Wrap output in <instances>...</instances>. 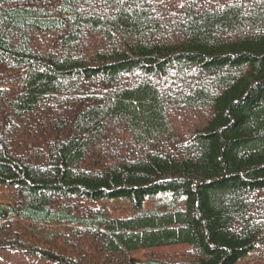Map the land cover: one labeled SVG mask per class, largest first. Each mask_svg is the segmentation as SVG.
<instances>
[{
    "label": "trees",
    "instance_id": "1",
    "mask_svg": "<svg viewBox=\"0 0 264 264\" xmlns=\"http://www.w3.org/2000/svg\"><path fill=\"white\" fill-rule=\"evenodd\" d=\"M0 184V250L264 259V0H0Z\"/></svg>",
    "mask_w": 264,
    "mask_h": 264
},
{
    "label": "rangeland",
    "instance_id": "2",
    "mask_svg": "<svg viewBox=\"0 0 264 264\" xmlns=\"http://www.w3.org/2000/svg\"><path fill=\"white\" fill-rule=\"evenodd\" d=\"M164 193L159 196H149L144 201V208L151 209L153 204L164 198ZM16 201L15 191L13 187H8L0 184V203L12 204ZM85 204L91 208H102L110 212L115 218L128 217L132 214L131 209L126 198H100L96 201L86 200ZM187 246H171L161 248L159 252L163 254L181 253L187 251ZM144 252L135 253L136 258H142ZM0 264H53L47 260H38L32 255L22 254L14 250H0ZM238 264H264V259L256 254H250L246 258L238 261Z\"/></svg>",
    "mask_w": 264,
    "mask_h": 264
}]
</instances>
